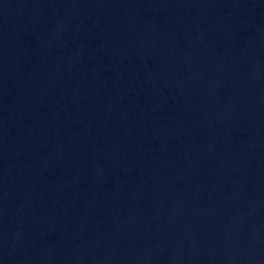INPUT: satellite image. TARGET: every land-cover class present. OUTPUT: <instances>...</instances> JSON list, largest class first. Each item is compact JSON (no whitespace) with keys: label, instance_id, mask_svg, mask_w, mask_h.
<instances>
[{"label":"water","instance_id":"water-1","mask_svg":"<svg viewBox=\"0 0 264 264\" xmlns=\"http://www.w3.org/2000/svg\"><path fill=\"white\" fill-rule=\"evenodd\" d=\"M264 53V0H0V173L152 89Z\"/></svg>","mask_w":264,"mask_h":264}]
</instances>
